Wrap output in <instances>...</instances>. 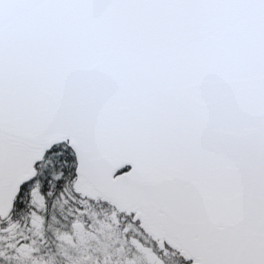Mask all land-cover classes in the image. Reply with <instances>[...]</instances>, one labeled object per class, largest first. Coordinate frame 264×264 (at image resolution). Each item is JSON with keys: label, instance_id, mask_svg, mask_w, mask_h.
<instances>
[{"label": "snow or ice", "instance_id": "obj_1", "mask_svg": "<svg viewBox=\"0 0 264 264\" xmlns=\"http://www.w3.org/2000/svg\"><path fill=\"white\" fill-rule=\"evenodd\" d=\"M0 264H264V0H0Z\"/></svg>", "mask_w": 264, "mask_h": 264}]
</instances>
